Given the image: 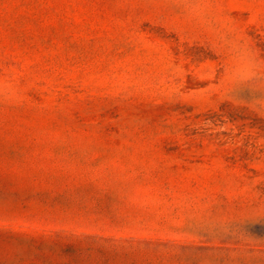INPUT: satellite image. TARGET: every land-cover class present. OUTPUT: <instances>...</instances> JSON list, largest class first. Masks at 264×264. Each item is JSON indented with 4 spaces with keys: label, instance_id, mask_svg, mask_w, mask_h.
<instances>
[{
    "label": "rangeland",
    "instance_id": "374dc122",
    "mask_svg": "<svg viewBox=\"0 0 264 264\" xmlns=\"http://www.w3.org/2000/svg\"><path fill=\"white\" fill-rule=\"evenodd\" d=\"M0 264H264V0H0Z\"/></svg>",
    "mask_w": 264,
    "mask_h": 264
}]
</instances>
